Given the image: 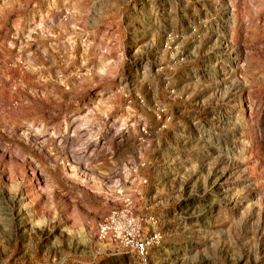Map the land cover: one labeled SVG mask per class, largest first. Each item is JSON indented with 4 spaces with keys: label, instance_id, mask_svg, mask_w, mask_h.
I'll use <instances>...</instances> for the list:
<instances>
[{
    "label": "rangeland",
    "instance_id": "1",
    "mask_svg": "<svg viewBox=\"0 0 264 264\" xmlns=\"http://www.w3.org/2000/svg\"><path fill=\"white\" fill-rule=\"evenodd\" d=\"M264 264V0H0V264Z\"/></svg>",
    "mask_w": 264,
    "mask_h": 264
},
{
    "label": "built area",
    "instance_id": "2",
    "mask_svg": "<svg viewBox=\"0 0 264 264\" xmlns=\"http://www.w3.org/2000/svg\"><path fill=\"white\" fill-rule=\"evenodd\" d=\"M115 231L117 237L123 239L124 245L129 247L140 259V264H148L150 241L136 237V223L133 219L125 218L119 210L112 211L100 227V235Z\"/></svg>",
    "mask_w": 264,
    "mask_h": 264
}]
</instances>
